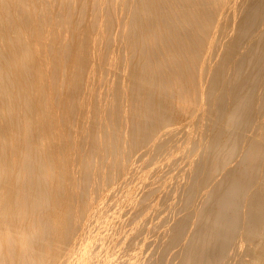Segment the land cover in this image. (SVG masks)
<instances>
[{
  "label": "bare ground",
  "instance_id": "obj_1",
  "mask_svg": "<svg viewBox=\"0 0 264 264\" xmlns=\"http://www.w3.org/2000/svg\"><path fill=\"white\" fill-rule=\"evenodd\" d=\"M0 264H264V0H0Z\"/></svg>",
  "mask_w": 264,
  "mask_h": 264
}]
</instances>
